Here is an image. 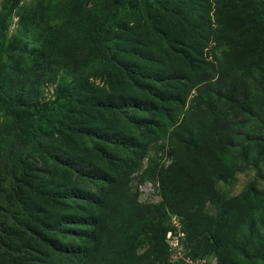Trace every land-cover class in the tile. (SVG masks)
Here are the masks:
<instances>
[{
    "label": "trees",
    "instance_id": "1",
    "mask_svg": "<svg viewBox=\"0 0 264 264\" xmlns=\"http://www.w3.org/2000/svg\"><path fill=\"white\" fill-rule=\"evenodd\" d=\"M156 1L105 0L102 8L93 2L96 17L80 10V17L69 18L64 40L70 62L81 61L80 67H88L93 39L95 49L104 47L101 60L106 75L121 58L135 57L129 67L136 76L133 82L142 78L145 87L152 86L151 102L138 105L135 115L145 135L140 140L121 128L118 134L125 139L124 148L106 144L96 160L71 153L68 163L64 159L69 154L55 150L52 143L45 144L54 129L39 126L33 145L16 151L18 157L7 160L5 173L0 174L8 178L0 184V264H142L145 258L148 264H172V250L166 242L172 230L169 225H158L149 247L141 252L152 217L131 185V176L142 167L157 131L173 158L160 170L158 209L180 219L185 236L179 240L188 249L187 255L200 258L215 253L217 264H264V188L246 189L237 201L228 203L219 186L221 179L227 180L231 172L250 163V149L240 137L249 116L264 114V66L252 60L264 55V17L247 12L246 7L239 16L231 12L219 17L225 30L221 40L228 47L226 64L259 73L252 85L230 70L218 74L207 66L204 48L210 30L199 15L195 18L181 5L174 10L182 24H166ZM165 11L173 13L169 8ZM3 19L0 12V23ZM163 26L180 28L181 45L176 39L173 45L180 46L189 62L174 59L169 46L167 57L156 46L159 42H150L153 31ZM4 28L0 38L6 40ZM143 29L152 30L143 34ZM28 37L25 31L17 44L9 42L3 47L4 57L17 58L15 66L19 61L15 51L42 46L28 43ZM79 52L83 53L80 60L76 58ZM4 61L0 58L3 100L41 114L44 106L8 97V84L2 77ZM154 75L158 85L151 83ZM79 81L88 83L76 97L93 104L103 98L89 84V76ZM124 83L115 80L116 91L125 92ZM193 89L196 93L188 104ZM119 97V104L126 103ZM98 137L104 136L99 132ZM75 197L84 200L74 202Z\"/></svg>",
    "mask_w": 264,
    "mask_h": 264
},
{
    "label": "rangeland",
    "instance_id": "2",
    "mask_svg": "<svg viewBox=\"0 0 264 264\" xmlns=\"http://www.w3.org/2000/svg\"><path fill=\"white\" fill-rule=\"evenodd\" d=\"M93 2L96 5L100 4L102 8L105 0H0V12L5 16L0 23V31L2 27H5L4 33L7 35L6 40L0 38V58L5 60L1 64L2 67L5 65L2 77L8 84L6 93L10 99L18 98L24 102L36 103L37 107L44 106L42 113L38 114L34 108L11 106L0 95V174L4 172V163L7 160L15 159L20 150L23 152L26 146L33 145L39 126L54 129L51 137L45 140V144L52 143L55 150L63 154L67 153V156L69 154L64 159L68 163L72 162L71 153H77L89 160H96L106 144L114 149L124 148L122 142L125 139L118 134L121 128L135 133L134 135L140 137V140L144 138L145 132L138 129L135 115L140 109L138 105L151 102L149 95L152 86L145 87L142 84V78L133 82L136 76L129 67L135 57L131 55L121 58L115 70L106 75L102 73L104 68L101 60V56L105 53L104 47L99 46L95 49L93 39L90 41L93 47L86 61L89 66L80 67L81 61L70 62L72 57L70 51L68 54L64 40L66 32L69 31V18L80 17V10L85 11L88 16L96 17ZM155 3L161 9V15L166 24H182L174 10L181 5H185V9L195 18L199 15L204 21L206 28L210 30V38L204 48L209 68L218 74L219 71L230 70L233 75L242 76L252 85L257 83L259 73L244 67L235 69L226 64L228 47L221 40L225 31L221 19L231 12L239 16L245 7L248 9L247 12L251 14L255 12L256 16L264 17V0H158ZM167 8L173 13L165 11L164 14L163 10ZM42 13L45 15L41 18ZM219 17L222 18L219 19ZM103 18L106 19V16ZM107 26L108 21L105 22L104 28ZM150 30L152 29H143L142 33L145 34ZM25 31H28L30 35L28 43L36 42L37 46H42H26L22 53L15 51L19 60L18 65L15 66L17 58L4 57L3 47L9 42L17 44ZM176 31L177 38H175ZM179 35L180 28L158 27L151 34L150 42L154 44L159 42L156 46L167 57L170 55V48L174 59L185 61L186 57L184 58L180 51V46H175L174 42L176 39L181 45ZM72 49L73 47L69 50L72 51ZM118 53H122L121 49H118ZM82 57V52L76 54L79 60ZM186 60L189 62L187 58ZM252 60H260L259 62L264 66V55L260 57L255 55ZM10 63L14 65L10 66ZM90 73L97 75L90 76ZM87 76L93 90L99 91V95L103 97L94 104L76 97L81 86L85 84H81L79 79L87 78ZM156 79L157 75H154L151 83L158 85L159 81ZM115 80L117 84L119 81L125 82V92L122 90L119 92L121 82L116 91ZM195 93L196 89H193L188 97V104ZM117 96L126 103L119 104L116 100ZM243 130L240 141L249 147L252 158L250 163L227 175V180L219 181L220 188L227 195L228 203L237 201L246 189L257 191L264 188V114L249 116ZM99 132L103 134V138L98 137ZM135 149L136 147L133 148ZM170 150L165 138L157 131L150 141L142 167L131 176L134 192L152 217V223L148 227L147 244L140 250L144 252L149 247L152 233L158 225L163 223L172 227V233L169 237L168 233L166 236V242L172 250V264H217L215 253L200 258L188 256V249L179 240L180 237L185 236L181 222L174 221L173 213L158 209L162 201L160 172L173 160ZM46 158L49 156L46 155ZM39 162L41 163V158ZM220 173L222 175L224 171ZM7 180L6 175L0 176V184L7 183ZM71 200L78 202L83 201L84 198L82 200L75 197ZM142 264H148L147 258L142 261Z\"/></svg>",
    "mask_w": 264,
    "mask_h": 264
},
{
    "label": "built area",
    "instance_id": "3",
    "mask_svg": "<svg viewBox=\"0 0 264 264\" xmlns=\"http://www.w3.org/2000/svg\"><path fill=\"white\" fill-rule=\"evenodd\" d=\"M174 221L181 222L180 219L176 215H174ZM171 233H172V230L168 232V237Z\"/></svg>",
    "mask_w": 264,
    "mask_h": 264
}]
</instances>
